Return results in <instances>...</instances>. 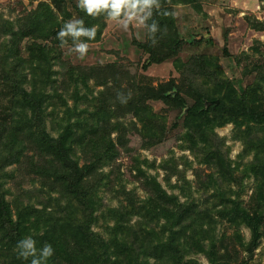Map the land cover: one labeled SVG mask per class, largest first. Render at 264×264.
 <instances>
[{"label": "trees", "instance_id": "obj_1", "mask_svg": "<svg viewBox=\"0 0 264 264\" xmlns=\"http://www.w3.org/2000/svg\"><path fill=\"white\" fill-rule=\"evenodd\" d=\"M51 2H39L13 21L0 15V264H30V258H19L15 248L26 235L33 236L38 248L52 244L55 254L48 264H203L201 256L209 264H249L240 260L237 243L250 256L264 238L261 43L251 52L236 54L226 45L219 53L196 54L184 62L177 57L186 42L172 7L190 5L200 12L202 0H159L160 11L170 15L154 10L160 25L156 43L149 37L148 45L138 47L150 55L146 68L177 58L174 67L180 77L156 87L138 86L132 80L131 88H126L131 94L122 102L124 86L109 88L119 74L115 63L106 66V77L98 75L96 67L75 66L64 60L67 44L61 46L56 37L75 15L87 27H102L105 14L89 16L78 4L72 13L68 6L73 0ZM48 29L53 32L46 42ZM101 33L99 27L91 41L99 40ZM208 37L193 45L210 42ZM226 59L233 61L234 71L226 68ZM57 66L69 67L66 76L75 87L72 105L56 90ZM91 79L104 89L98 97H81L79 85L87 88ZM53 99L61 103L49 110ZM148 100L164 102L165 113L177 114L174 123L165 113L157 114ZM81 101L86 108H81ZM127 114L132 120H125ZM49 120L56 136L48 130ZM228 124L234 125V138L243 144L241 161L230 158L231 147L216 132ZM132 134L141 138L143 149L176 138V151L159 165L170 192L159 181V173L149 175L136 165L146 198L126 191L117 170L114 181L120 185L121 202L101 209L100 193L115 188L111 179L115 172L107 174L104 169L116 163L121 151L130 150ZM144 162L157 169L156 161ZM203 166L208 174L200 169ZM191 168L196 188L187 178ZM246 178L253 179V186L249 201L243 203ZM243 226L251 231L248 243L239 233ZM94 227L104 228V234Z\"/></svg>", "mask_w": 264, "mask_h": 264}, {"label": "rangeland", "instance_id": "obj_2", "mask_svg": "<svg viewBox=\"0 0 264 264\" xmlns=\"http://www.w3.org/2000/svg\"><path fill=\"white\" fill-rule=\"evenodd\" d=\"M42 1L51 2L52 0H37L34 2L31 0H0V15H3L9 21H13L17 16H23L28 10L37 7L38 3ZM76 4H78V0H73L68 6L72 13L75 12L72 9H74L73 7L74 5L76 6ZM201 4L202 7L200 12L190 5L179 4L172 7L175 25L180 37L186 42L177 57L178 59L181 58V60L185 62L196 54L219 53L226 45H228V49L233 54L241 53L242 51L251 52L252 48L257 46V42L261 43L260 50L264 54V0L260 3L257 0H202ZM52 5L54 4L52 3ZM74 18H78V16L75 15ZM254 21H259V23H261L260 27H256ZM99 27L102 28L99 40L89 41L88 52L83 58L72 50L69 38V44L63 47L65 51L64 60H68L73 65L87 70L96 67L100 70L98 75H104L105 77L107 74L106 66L108 67L110 63H115L117 65V73L119 72V74H116L115 80H111L109 88L111 90L117 87L119 88V83L121 87L124 86L125 93L120 96L122 102L127 93L131 94V91L126 88H131L128 83H131L132 80L133 83L138 86L152 84L156 87L170 78L179 79L180 73L174 67L177 58H169L161 63H153L147 66V68L145 67L146 61H148L150 55L138 47L140 43L149 44V36L145 28L130 25L129 29L125 31L117 25L115 21L106 18H104V26H96V30ZM52 32L53 30L48 29L44 33L46 42L50 41L49 37ZM208 36L211 38L210 42L193 45L196 39H208ZM256 57H258V54H256ZM260 61L262 62V60ZM224 65L228 70L234 71L236 69L231 59L224 60ZM65 68V66L63 68L62 66H57L55 68L58 72L56 76V90H58V93L72 105L71 97L75 87L66 76L69 67ZM101 71H105V73ZM121 76L123 77L121 78ZM244 85L242 81L239 84L241 87ZM79 87L81 97L87 95L88 99L98 97V92L104 89L103 87L97 86L94 79L88 82L87 88L82 85H79ZM53 91L54 90L50 88V93L52 95ZM174 93L175 91L173 94ZM109 99L110 98L107 97L106 100L109 101ZM110 100L114 101L113 99ZM116 101H118V99H116L114 103H116ZM53 102L54 106H51L49 110L59 108L57 105L61 103L57 99H53ZM147 103L157 114H164L167 110L166 104L162 101L148 100ZM80 106L81 108H86V102L84 103L81 101ZM120 106L122 109L127 107L126 104ZM165 115H167L168 121L173 119L174 123L177 116L175 112H167ZM125 118L126 121L132 120L131 115L128 114ZM51 123L52 121L49 120L48 130L51 134L56 136L57 134L53 131ZM216 132L221 137L225 138L226 145L231 147L230 158L234 161H241L238 155L243 153V144L240 140L234 138V125L228 124L218 128ZM130 141V150L121 151V155L118 157L116 163L104 169V172L107 174L112 170L115 172L111 175L115 188L114 190H112V188L100 193L101 202L104 203L101 209H104L108 204L117 207L119 202H121L122 194L117 192L120 189V185L118 182L114 181V175L119 174L117 170L122 174V185L125 187L126 191H134L136 196L141 199H145L148 194L147 190L145 191L146 188H144L142 184L141 176L139 175L138 169L135 167L136 165H140V169L146 171L149 175H157V173H159V181L162 183L163 187L169 191L163 180L165 173L159 168V165L163 159H167L171 156V150L176 151V138L170 137L167 141L150 149L142 148L141 138L138 135L132 134ZM177 154L180 155V152L177 151ZM251 159L252 155L245 157L243 162ZM144 161H148L149 163L156 161L155 168L157 169L150 168ZM194 167L195 169L198 168L196 165ZM200 169L204 170L203 172H205V174L209 173V170L205 166ZM186 174L187 178L191 180L193 188H196L195 170L191 168ZM175 179L176 178L172 179L173 184H175ZM244 184L247 193L242 197V201L243 203H247L252 191L253 179L246 178ZM175 192L179 193L178 190H175ZM100 213L101 212H97L96 215ZM103 223L102 221L101 224L103 225ZM112 225L113 222H110V226ZM94 229L104 234V228L94 227ZM221 230L222 226H219V231ZM239 233L242 234L245 243L250 241L251 231L248 228L243 226ZM228 234L232 235L233 230H229ZM237 249H239L240 252V260L243 258L244 260H248L249 264H264V238L259 241V245L250 256V253L247 251L244 252V250H242L243 248H241L238 243ZM199 260L203 264H209L204 256H201Z\"/></svg>", "mask_w": 264, "mask_h": 264}, {"label": "clouds", "instance_id": "obj_3", "mask_svg": "<svg viewBox=\"0 0 264 264\" xmlns=\"http://www.w3.org/2000/svg\"><path fill=\"white\" fill-rule=\"evenodd\" d=\"M78 7L89 16L105 14L106 19L115 21L125 31L130 25L145 28L153 44L160 30V25L153 18L154 10L157 14L170 15L168 10L160 11L159 0H78ZM56 37L61 46L68 44L70 38L72 50L83 58L88 52L89 41L96 37V27H87L82 19L72 18L64 22ZM15 248L19 258H30V264H48L55 254L51 243H44L38 248L31 235L19 239Z\"/></svg>", "mask_w": 264, "mask_h": 264}, {"label": "water", "instance_id": "obj_4", "mask_svg": "<svg viewBox=\"0 0 264 264\" xmlns=\"http://www.w3.org/2000/svg\"><path fill=\"white\" fill-rule=\"evenodd\" d=\"M173 95H176V92Z\"/></svg>", "mask_w": 264, "mask_h": 264}]
</instances>
